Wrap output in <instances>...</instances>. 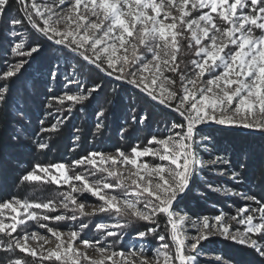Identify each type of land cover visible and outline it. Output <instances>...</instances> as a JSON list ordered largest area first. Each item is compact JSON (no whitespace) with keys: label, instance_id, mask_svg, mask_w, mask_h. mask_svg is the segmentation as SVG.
I'll return each instance as SVG.
<instances>
[{"label":"snow or ice","instance_id":"obj_1","mask_svg":"<svg viewBox=\"0 0 264 264\" xmlns=\"http://www.w3.org/2000/svg\"><path fill=\"white\" fill-rule=\"evenodd\" d=\"M66 11L71 15L65 17ZM72 15L78 29L74 35L54 29L62 20L71 22ZM0 23L7 25L10 42L0 63V124L5 129L21 126L28 118L16 96L18 83L42 50L39 41L26 44L19 38L26 26L105 77L131 86L150 106L177 115L165 135L154 134L143 145H130L129 151L93 150L67 166H33L24 181L40 180L39 170L48 183L67 189L58 200H0V224L7 225L0 231V252L7 254V264H28V257L32 264H225L221 255L201 258L202 242L212 236L249 249L258 257L256 264H264V195L208 183L209 190L244 203L231 214L221 208L196 220L178 215L181 201L193 193L205 169L233 184L243 182V163L219 154L226 149L211 153L205 134L209 126L264 134V0H113L109 10L101 7V0H0ZM189 53L191 59L185 62ZM48 75L55 80L58 65ZM75 75L73 69L66 76L63 94L47 97L46 115L54 122L44 127L40 120L39 133L57 131L76 105L101 91L100 83L88 87ZM104 117L101 108L94 137L103 134ZM149 118L147 112L137 115L133 109L131 122L144 124ZM20 132L21 127H14L7 142L20 140ZM36 147L49 145L37 140ZM60 169L63 177L54 174ZM85 194L100 202L93 215L107 217L92 224L99 234L92 240L84 236L90 226L87 201L81 199ZM28 221L51 234L55 247L32 249L29 239L47 237L22 231ZM52 222L70 223L72 229L65 234ZM134 222H143V230L136 231L139 246L134 242L125 247L126 229ZM189 228L195 234H189ZM148 237L158 242L152 250L144 243ZM76 244L93 248L101 258L88 256Z\"/></svg>","mask_w":264,"mask_h":264},{"label":"trees","instance_id":"obj_2","mask_svg":"<svg viewBox=\"0 0 264 264\" xmlns=\"http://www.w3.org/2000/svg\"><path fill=\"white\" fill-rule=\"evenodd\" d=\"M13 6L15 7V3ZM3 28L2 24L0 32ZM26 29L29 30L28 27ZM29 34L31 36L26 44H31L34 37L31 32ZM2 36L3 33H0V63L8 55L6 44L1 42ZM34 38L41 43L42 50L27 68L22 81L18 83L16 93L28 118L22 120L21 126L13 125L8 129L0 124V200L26 199L30 202L58 200L60 192L63 191L62 188L59 189L57 185L48 183L39 170L36 174L42 177L40 180L24 181L22 177L35 165L47 166L60 162L69 165L73 160L93 150L114 151L116 148H121L127 151L130 145H141L154 134L160 136L162 130L158 127L162 125L166 127L164 126L166 123H172L177 119V115L172 112L150 106L146 98L138 94L137 90L131 86L105 77L67 50L60 49L43 39ZM57 65L59 75L52 80L48 74ZM73 69L76 73L75 78L85 81L88 87H91L93 82L100 83L103 86L101 91L94 93L89 101L76 105L70 117L60 125L57 131L39 133L40 120L44 121V127L54 122L53 118L46 115L49 111L44 107L47 97L53 94L61 95L66 91L65 78L71 76ZM71 91H75L74 86ZM101 108L105 111V128L101 136L94 137L92 133L96 124V112ZM133 109L137 115L147 112L149 120L144 124H133L131 122ZM64 114L67 115L66 112ZM155 124L156 127L158 126L157 130L154 128ZM14 127H21V139L9 144L7 137L11 135ZM122 129L127 131L122 132ZM205 134L210 137L208 146L214 151L213 154H217L218 150L226 149V152L220 151L219 154L226 155L234 163L244 165L242 169H239L243 182L232 184L228 181V185L235 189L239 187L238 191L256 194L258 197L264 195V134L256 135L248 131L241 132L220 127H211ZM77 135L80 137L78 142L74 139ZM37 140L47 143L49 147L44 150L38 149ZM77 143L78 147L75 146ZM202 176L197 179L193 193L181 201L178 213L185 210L194 218H200L205 215L213 216L221 208L226 212V208L219 204L220 201H217L213 193L205 188L208 183L220 187L224 180L211 175L208 177L212 181L207 183L203 174ZM197 190L200 194H197ZM223 199L229 202L233 200V198ZM91 219L88 218L86 222ZM163 223L164 221L161 220L162 225ZM139 225L138 223L130 224L126 229L127 234L135 235L138 229L143 230V226ZM136 227L138 229H135ZM145 241L152 244L155 240L148 237ZM247 259L250 264H253V260L249 257ZM29 261L28 259V264H31ZM4 263H7V254L0 252V264Z\"/></svg>","mask_w":264,"mask_h":264},{"label":"rangeland","instance_id":"obj_3","mask_svg":"<svg viewBox=\"0 0 264 264\" xmlns=\"http://www.w3.org/2000/svg\"><path fill=\"white\" fill-rule=\"evenodd\" d=\"M79 2H80V0H77V4H79ZM93 3H95V0H93ZM101 7L103 9H105V10L111 9L113 7V0H101ZM64 15H65V17H67V16H69L71 14L66 11ZM97 23H99V21H97ZM2 24L3 23H0V26ZM3 26H4V28L0 32V33H3V36H2L3 38L1 39V42L6 44L7 48H9V44H10L9 38L5 34L6 30H7V25L3 24ZM53 27H54V29H58V30L64 31L68 35H74V33L76 31H78L77 26L75 24V16L74 15H72V21L71 22H67L66 23L65 21L62 20L60 23L54 24ZM26 28H27V26L24 29H21V36L19 37V38H22L25 43L28 41L29 37L31 36L29 34L30 32L38 40H39V38L43 39L42 37H40V35L38 33L32 31L30 27H28L29 30H27ZM34 37H32V40L35 39ZM32 40H31V43H33L34 41H37V40H34V41H32ZM185 51H187L186 48H185ZM183 59H185L186 62H187L189 59H191V54L189 53L188 55H185L183 57ZM160 108H162V107H160ZM164 110H166V109H164ZM166 111H169V110H166ZM169 112H171V111H169ZM158 123H159V121H158ZM170 124L171 123H166L164 125L166 127H163V125L159 126V127L157 126L158 128H160L159 130H162V133L160 132L161 133L160 136H163V135L166 134V130L170 126ZM157 127H156V124H155V126H154V128H156L155 130L158 129ZM211 127H214V125L209 126L206 130H208V129L210 130ZM235 130L240 131L241 129H235ZM243 131L260 132V131L248 130V129H243ZM256 135H260V134H256ZM147 140L148 139H146V141L143 142L141 145L147 143ZM208 148L210 149L211 153L214 152L209 146H208ZM129 150L130 149H128L127 151H129ZM97 151H100V150H97ZM101 151L104 152V153H113L115 150L114 151L101 150ZM206 156H208V157H206ZM203 157H204V159H208L209 158V154L208 153H204ZM146 159H151V157H148ZM82 170H83L82 168H76L74 171L75 172H79V171H82ZM54 174L59 175V177H63V175H64L62 169H60L59 172H58V170H54ZM202 174L207 179V181L205 179V182L208 183V182L212 181L208 176H211L213 174L211 172H209L207 169H205V171ZM216 176H218L220 179L224 180L223 183L220 185L221 188L225 187V186L230 187L228 185V181H227L226 177H221L219 175H216ZM53 184H55V183H53ZM55 185H57V184H55ZM57 187H59V189L62 188L63 191L67 189V185H65V184L57 185ZM205 188L208 190L207 186H205ZM238 188L236 187L237 191H238ZM233 189H235V188H233ZM211 192L213 193L212 195L215 196L216 200L220 201L219 204H222L226 208V213H229V214H231V212L233 213L235 211L236 207H238L242 203H244V201L240 200L238 197H234L233 200L231 202H229V201H226V200L223 199V198H228V197L224 196L223 192H219V193L213 192V191H211ZM246 193H248V192H246ZM81 199L87 201V206H86L87 217L90 218V219L92 218L91 221H89V223L93 224V223H95L97 220H99L101 218L107 220V217H101V216L93 215V212L96 209H98L99 203H100L96 198L91 197L88 194H85V196L81 197ZM230 199H232V198H230ZM57 206H59V205H57ZM178 215H186V216H188L190 218V220H196L197 219V218H194V216H192L191 214L186 213L185 210L180 211L178 213ZM134 223H136V222H134ZM91 224H90L91 227L89 226V228L84 233L85 238L89 239V240L98 238V235H99L95 231V229L92 227ZM138 225L139 226H143V222H138ZM51 226L58 227L60 229V231L64 232L65 234L70 232L71 229H72L71 224L67 223V222H61L60 224H56V223L52 222ZM6 228H7V225L0 224V231L5 230ZM135 229H138V228L136 227ZM22 231H28L30 233L31 232H38L39 234L37 233V237L39 235L47 237L46 240H41V239L37 238V239H29L27 241V244L32 249L36 250V252H41L42 248L43 249H50V248L55 247V244H56L55 238L52 237L51 234L46 233L45 230L39 229L37 227V225L35 223H33L32 221H28L27 222V227H22ZM188 231H189V234H195V231L193 229H191V228H189ZM214 240H217V241L214 242ZM108 242L112 243V238H110ZM134 242L137 244V246H139L140 242L136 239V233H135V235L127 234L124 237V246L125 247L131 245ZM21 243H23V241ZM144 243H145V246H146V248L148 250H152V249H154L157 246L158 242L155 240L154 242H152V244H148V243H146V241H144ZM202 243H203V248H204V254H203V256L201 258L205 259V260H212L217 255H221V256L224 257L225 264H229V262H230V264H250V261L247 259L248 257L251 260L254 261L253 264H256V261L258 260V257H256L255 254L252 253L249 249H246L245 247H243V246H241V245H239L237 243H234L232 241H227L223 237L212 236V237H209V239L207 241H203ZM75 247L80 248L81 251L87 252V255L92 257V258H94V259L99 260L101 258L100 255L96 251H94V249L91 248V247L85 248V247H83L80 244H76ZM115 248H116L117 251H119L121 249V245L119 243H117L115 245ZM28 259L30 260L29 262L32 264V261H31L32 258L28 257ZM4 264H7V263H4ZM46 264H51V262H46Z\"/></svg>","mask_w":264,"mask_h":264},{"label":"water","instance_id":"obj_4","mask_svg":"<svg viewBox=\"0 0 264 264\" xmlns=\"http://www.w3.org/2000/svg\"><path fill=\"white\" fill-rule=\"evenodd\" d=\"M214 127H220V128H226V129H232V130H235V129H233V128H227V127H223V126H219V125H214ZM241 132H244L243 130H240ZM250 133H253V134H260V135H262V133L261 132H250Z\"/></svg>","mask_w":264,"mask_h":264}]
</instances>
